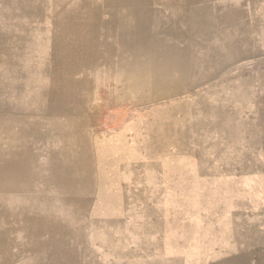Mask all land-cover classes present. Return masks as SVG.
<instances>
[{
	"label": "rangeland",
	"instance_id": "rangeland-1",
	"mask_svg": "<svg viewBox=\"0 0 264 264\" xmlns=\"http://www.w3.org/2000/svg\"><path fill=\"white\" fill-rule=\"evenodd\" d=\"M0 264H264V0H0Z\"/></svg>",
	"mask_w": 264,
	"mask_h": 264
}]
</instances>
